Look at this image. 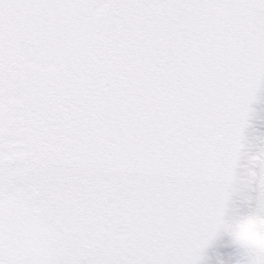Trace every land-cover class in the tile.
<instances>
[{"label":"snow or ice","instance_id":"1","mask_svg":"<svg viewBox=\"0 0 264 264\" xmlns=\"http://www.w3.org/2000/svg\"><path fill=\"white\" fill-rule=\"evenodd\" d=\"M262 93L264 0H0V264H202Z\"/></svg>","mask_w":264,"mask_h":264},{"label":"rangeland","instance_id":"2","mask_svg":"<svg viewBox=\"0 0 264 264\" xmlns=\"http://www.w3.org/2000/svg\"><path fill=\"white\" fill-rule=\"evenodd\" d=\"M246 137L254 149L264 141V93L258 103L253 105ZM202 264H247V258L242 250L235 247L229 237L221 232L203 252Z\"/></svg>","mask_w":264,"mask_h":264},{"label":"clouds","instance_id":"3","mask_svg":"<svg viewBox=\"0 0 264 264\" xmlns=\"http://www.w3.org/2000/svg\"><path fill=\"white\" fill-rule=\"evenodd\" d=\"M222 232L235 247L243 251L247 264L264 255V214L239 215Z\"/></svg>","mask_w":264,"mask_h":264}]
</instances>
